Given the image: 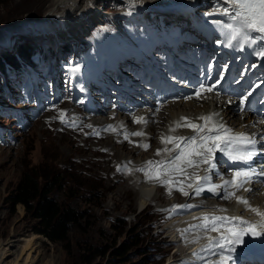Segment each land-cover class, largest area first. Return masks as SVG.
I'll use <instances>...</instances> for the list:
<instances>
[{
	"label": "rangeland",
	"instance_id": "obj_1",
	"mask_svg": "<svg viewBox=\"0 0 264 264\" xmlns=\"http://www.w3.org/2000/svg\"><path fill=\"white\" fill-rule=\"evenodd\" d=\"M51 1L6 0L0 5V43L8 39L12 43L15 41L17 44H20L24 38L29 37L28 33L33 28L22 27L20 25H25V21L26 23L29 21L33 22L32 20L35 21L40 17L48 16L51 13L48 9L51 7ZM124 2L126 4V1ZM136 3L140 5L144 4V1H131V7L137 9ZM125 4L117 0H111L110 2L108 0L98 1V3L93 4L94 6L92 5L96 10L95 13L81 17L80 21H82V24L73 26L77 38L73 39L69 34L68 36L65 35L67 36L66 38L68 40L73 39L78 43L80 37L89 36L91 32L95 35L97 32H101L105 35L109 44L111 38L114 36L108 35L109 31L106 27L102 26L105 22L116 30H118L115 27H118V18L129 22L139 20L150 23L148 18L141 17L135 11L131 12L126 9ZM208 7H211V3ZM211 11H214V9ZM132 13H135L137 17L130 15ZM152 17H154V14L149 19H152ZM176 22L161 20L162 26L160 28L163 29L165 34L170 33L173 35L175 34L173 25ZM71 23L72 25L74 24L73 22ZM180 24H186V22L179 20L178 26L180 28L177 27V29H180L179 33L182 30ZM12 25L14 26L6 29ZM192 25L187 24V27L192 28ZM61 28H65V26L61 25ZM11 29L13 31L9 33L8 31ZM47 36L49 35L47 34ZM154 37L162 40L161 35H157L153 27L141 24L134 36V41L143 45L146 44L145 40L149 42ZM41 39H43L42 43L44 45L52 46L54 50H57L62 40H65L60 38L61 41L58 40L60 42L57 44V40L53 43L49 42V40L46 42L45 36L38 40L41 41ZM31 43H35L34 40ZM3 48L4 46L0 47V50ZM46 51L48 53L51 52V50L48 51L47 49ZM129 52L140 55L136 44L130 42ZM75 57H83V59H74ZM112 57L106 59L102 69L104 73V68L113 70L111 68ZM65 58L66 56L63 57L62 61H65ZM95 60L96 58L92 54V51H87L85 55L78 52L71 60L64 62L58 71L54 70L51 64L46 63L39 68L38 79L32 77L35 69L32 71L28 69L27 72L22 71L20 78H17L15 75V81L12 84H9L8 77H3L5 76V62L4 66L0 67V246H9L8 250L13 251L17 247H28L33 242H36L42 249V255L34 251L31 256L36 259L41 258L38 264H197L195 257L192 255L193 252L190 253L189 251L192 246H185L183 245L184 239L181 241L179 239L175 240L172 236V231H174L175 227H178L179 223L181 224L179 226L185 225L186 221H183L185 217L180 216L186 215L190 210L180 213L169 210L176 203H178L176 205H200V201L192 198L185 203L182 200H177L175 193L171 195L166 194V198L168 200L170 198L172 202V205L167 206L166 201L160 199L163 191H160L161 195L154 196L158 192L157 188L161 186L160 184L153 183L155 190L152 192L150 198L146 199V203L141 205L138 195L134 192L124 194V188L128 186V183L124 182V178L121 176L127 177L132 172V169L130 170V167H128L129 164L141 162L142 156L134 155L131 158V154H128L127 157L126 154L124 156V152L121 151V153L119 150L118 153L120 152L121 157L128 158V162L121 163L122 165H127V170L125 169L126 172L117 171V166L121 164L118 161L113 164L110 162L108 166L112 172H110V177H108L106 172L100 169V164L96 162L99 159L98 154H91L88 151L74 152L69 141L83 144L84 140L82 138H79V142L78 138L50 128L51 126L47 125L49 117L51 118L52 115L53 123L56 125L69 129L72 127L81 128L83 127V119L80 118L81 120H79L75 117V114L81 112V116L84 118L101 119L103 124L105 120L118 119L124 122L126 126L132 127L129 133L138 132L139 127L131 125L129 120L123 119L120 115L115 116L113 112L97 116H86L84 107H82L84 112L78 107L80 99L76 97L74 86H77L80 82L77 81L76 75L71 71V68L74 65L83 67V64H85L89 68V73L95 74L96 68L93 63ZM113 71L123 77L121 72L115 69ZM57 74H59V81L55 83L54 80ZM106 75L107 81H111L109 74ZM70 79L71 85L69 84ZM5 93L9 97L4 96ZM40 100L44 101V105H40ZM59 100L62 101V104L50 109ZM68 105L72 109L67 108L64 111ZM201 107L192 108V110L187 109L183 112L176 109L173 111H177L179 114H187L186 117L195 121L199 115L207 113L204 110L208 106ZM52 111L54 112L51 113ZM62 112L66 114L64 119L66 121L75 120L76 126L62 123L60 119ZM50 113L51 115H48ZM166 115L169 116V110L166 112ZM218 119L223 120V118ZM163 120V122L159 121L153 124L163 126L165 119ZM171 120L168 121L170 122ZM168 121L166 124H168ZM149 125H140L144 128L139 131L145 132L147 136L150 135L151 130ZM89 126L91 125L88 124L86 126V132H91L92 134L99 132L95 128L92 129V126ZM104 127L105 129L108 128V126L103 125L101 127L103 131ZM176 131V136L185 133L182 129L181 131ZM186 132L189 131L186 130ZM118 136L122 140L128 141L124 139V135L119 134ZM130 138L134 139L133 145L137 147L136 145L139 143L136 139H139V136H130ZM146 143L150 145L147 150L148 155L145 156L148 157L155 150H151L152 145L150 141ZM94 146L92 147L94 148ZM70 153H73V156L69 155ZM31 169L47 174L50 177L49 182L52 181L53 183L58 181V174L62 176V182L60 184L59 182L57 183L51 197L66 207L76 209L79 212V216H81L80 222L72 225L69 239L66 242H52L44 235L37 233L35 229L38 221L27 212L23 204H16L14 202L15 189L23 173ZM203 172L201 170L200 175ZM137 175L138 178H136L137 176L135 177V188L132 187L139 190L142 189V186H147L148 181H146L141 171ZM164 191L167 192L165 189ZM203 198L205 200L211 199L210 201L214 202L213 207H204V209H208L210 212H213V209L217 208V206L222 208L227 205V203L224 205V202H221L220 199L212 194L206 195ZM235 205L236 202H233L226 209L234 208ZM176 214L178 216H174ZM180 220L182 221L180 222ZM190 245L192 244L190 243ZM120 249L123 252L125 251L123 255L118 254V250ZM15 257L16 254L9 251L5 257V263L11 264ZM90 259H92L91 262H89ZM185 259L188 260L186 261Z\"/></svg>",
	"mask_w": 264,
	"mask_h": 264
},
{
	"label": "snow or ice",
	"instance_id": "obj_2",
	"mask_svg": "<svg viewBox=\"0 0 264 264\" xmlns=\"http://www.w3.org/2000/svg\"><path fill=\"white\" fill-rule=\"evenodd\" d=\"M207 15L222 17L208 21L219 32V38L215 41L218 45L227 48L239 47L243 50L245 46L254 42L264 43V0H217L215 12ZM252 33H256L259 40ZM254 55L264 59V48L254 50ZM71 71L78 73L80 67L74 65ZM259 86L256 84L241 96L237 105L241 111L245 110V103ZM215 87L216 84L206 86L201 83L194 89L192 96L184 99H206V94L213 93ZM65 115L63 112L60 114L61 122L76 126L75 120L66 121ZM217 117L219 113L200 115L195 121L189 117H181L175 127L169 128V132H175L177 128H188L194 134L191 136L161 134L160 143L163 147L156 150V156L162 158L146 161L144 166L138 169L147 181L164 186L169 195L173 191H178L185 197H200L208 192L222 200L234 198L237 204L244 205L246 211L259 218L257 222H251L242 216L217 215L216 212L228 211L219 207L214 208L212 213L193 217V220L199 222L188 224L181 230V235L186 243H197L201 239L207 241L198 252L192 253L197 264H235L233 254L237 252L238 246L248 243L245 240L246 236L251 239L261 238L264 242V211L251 206L248 199L237 195L241 190L251 193L252 188L248 185L253 183V177L264 175V172L257 173L248 163L258 154L264 153V148L257 150L258 141L254 135L234 132ZM134 122L145 125L148 123L143 117L134 118ZM104 131L117 130L109 125ZM95 134L100 135L99 132ZM123 135L124 139L128 140L130 136H145L146 133L125 131ZM260 139L264 140V136ZM136 146L145 151L150 147L147 143ZM218 154L226 157L227 171L231 173V179H223L218 171ZM126 168V164L118 165L117 171H125ZM201 170L204 171V175H200ZM212 174L221 178L222 183H214ZM196 207L200 206L173 205L169 211L180 213ZM189 236L193 239H189Z\"/></svg>",
	"mask_w": 264,
	"mask_h": 264
},
{
	"label": "bare ground",
	"instance_id": "obj_3",
	"mask_svg": "<svg viewBox=\"0 0 264 264\" xmlns=\"http://www.w3.org/2000/svg\"><path fill=\"white\" fill-rule=\"evenodd\" d=\"M98 1H101V0H84V1H82V0H52L51 3H50L51 7L48 8L49 12H51V13L48 16H45V14H44L45 17H40L38 20H35V21L32 20L33 22L29 21L28 23H26V21H25L24 22L25 25H20L22 27H32L33 28L28 33L29 37L24 38L21 41L20 44H17L15 41H13V43H12L8 39H5V41L0 43V47L4 46V48L2 49V50H4L2 55L10 54L12 56H19L20 52H21L20 46L22 44L24 45L25 43H27V44L30 45L32 39H36V38L40 39L43 36L46 37V39H47L46 42H48V40H49V42H51V43H53L55 40H57V41L60 40V38L66 40V37L68 36V34L70 36L73 35V36L76 37L77 34L74 33L73 26L76 25V24H79V25L82 24V21H80L81 17H85V16H88V14L92 15L93 13H95L96 10H95L94 7H92V5L95 4V3H98ZM108 1L110 2L111 0H108ZM117 1H120L123 4H125L124 1H126L125 6H130L131 7L130 2L131 1H135V0H117ZM139 1H144V4H140L139 5L138 3H136L138 8L137 7H136L137 9L133 8V10H131V12L135 11V12H137L139 14H146V12L144 10H150V9L160 10L162 8H165L169 12H172V13L182 12L184 14V12H185L186 15L188 17H190L189 18L190 19V21H189L190 24H196L199 21V19L201 18L200 15H196V14H194L193 17L191 16V11L194 9V7H197L198 5H202V4H206V3H208L209 5L211 3V7H206V8H203L201 10L209 9V8H213V7L217 6V0H209V1H207V0H156V1L149 0V2H147L148 0H139ZM116 7H118V6H116ZM81 15H83V16H81ZM141 17H143V16H141ZM191 17H192V19H191ZM208 18H211V16L208 15ZM83 21H85V20H83ZM71 22H73L74 24L72 25ZM69 24H71V25H69ZM61 25L65 26V28H61ZM13 26L14 25L9 26L6 29H9V28H11ZM12 31H13V29H11L8 32L10 33ZM32 33H33V35H32ZM47 34L49 36H47ZM65 35H67V36H65ZM79 35L82 36L81 34H79ZM43 39H41V41H43ZM60 41H58L57 44H59ZM16 44H17V46H15ZM4 62H5V76H3V77L5 78L7 73H8V71H9L10 64L7 61V59H5ZM227 84H229V83L225 82L223 84V86H225ZM169 86L177 94L181 93V88H173L170 83H169ZM227 93L226 92H222L220 94V91H218L217 93H214L213 94V99L215 101V104L206 103L207 102V98L210 97L209 95H206L207 96L206 99H196L195 98V101H192V102H186L185 100H180V101H176V102L172 103L171 107L168 109L169 110V116L166 115V112L164 111V112H161L158 115V117H157L158 121H161V122H163L164 121L163 119H165V124L163 126H161V125H158V124L150 123V125H149V128L151 130L150 135H148V136L147 135L139 136V139H136L139 144H144L147 141L151 142V145H152L151 150H155V152L152 155L148 156V157H145V156L148 155L147 151H144V149L141 148V147H135L133 145V140L134 139L130 138V139H128V141H124L118 136L119 134L123 135L125 131L129 133V130L132 129V127L126 126L124 124V122H121L118 119H113V120L111 119V121L105 120L104 124H103L101 122V119L86 118V117L84 118L83 116H81V112L79 114H75L74 113L75 117L77 119H79V120H81L80 118L83 119L82 120L83 121V127H81V128L72 127L71 129H69V128H66L64 126H59V125H56L55 123H53V119H52L51 113H53L54 111H52L50 114H48V115H51V118L49 117V121H48L47 125L51 126L50 128L58 130V131H60L62 133H66L67 135H71L74 138H78V141H79V138H82L84 140L83 144L78 143V142H74V141H69L70 145L74 149V152H79V151H85L86 152V151H88L91 154H98L99 155V159L96 162L98 164H100V169L105 171L108 177H110V172H112L110 167L108 166V164L110 162H111V164H113L114 162H117V161L119 162V164L124 163V162H128V158H127L128 154H131V158L134 157V155L135 156L136 155L137 156H139V155L142 156V161L141 162H135V163L129 164L128 167H130L129 168L130 170L132 169V172L130 174H128L127 177L126 176H121V177L124 178V182L128 183V186L126 185L127 187L124 188V194L125 193L134 192L135 194L138 195V198L140 200L141 205H143L144 203H146V199L150 198V196L152 195V192L155 190V187H154L155 185H153L154 182H149L148 181V184H146L147 186H142V189L136 190V189H134L135 188V183H136L135 182V177L137 176L136 178H138V175H137L138 172H139L138 169L143 167L146 161L159 160V159L162 158V157H157L156 156V150L158 148H162L163 147V145L160 143L161 134L176 136L177 131L170 133L169 132V128L170 127H175L176 122L180 121L181 117H186L187 114H182V113L179 114L177 111L174 112L173 111L174 109L180 110L181 112H183V111H185L187 109L188 110H192V108H200V106H202L201 108H204V107L208 106V108L206 110H204V112H207V113L203 114V115H207V114H210L209 113L210 110H211V113H219V110L222 108V107H219V105L227 104L228 105L227 108L224 109L222 114L219 113V117H217V118H223V120H222L223 123H231L235 127L237 126L239 128H242L243 125L240 122L243 121V119L252 120L253 116H255L254 113H252L247 108H245L244 111H241L238 108V106H237L239 104V100H236V98H234L231 101H229L230 97L227 95ZM229 93H231V92H229ZM4 96L9 97V95L7 93H5ZM229 102H230V104H229ZM61 104H62V101L59 100L55 105H52L50 109L55 108V107H57V106H59ZM40 105L41 106L44 105V101L43 100H40ZM84 105H85L86 108L90 107L89 105H86V104H84ZM106 106H109V104L106 103ZM78 107L80 109H82L83 106L78 105ZM67 108L68 109H72L71 106L68 105L64 109V111H66ZM50 109H48V110H50ZM214 109H216V110L214 111ZM263 109H264V103L262 104L261 110H263ZM96 110L97 111H104V107L101 106V105H97ZM192 113H194V112H192ZM89 114H96V113L90 112ZM114 114H115V112H114ZM48 115H46V116H48ZM170 119H172V120L169 122L168 120H170ZM149 121H150V117H149ZM167 121H168V124H166ZM129 123L131 125H134L131 122H129ZM88 124L92 126V129L93 128L97 129V131L100 132V135L97 136L96 134H92L91 132H86V130H87L86 126ZM103 125L104 126L112 125V126L115 127V129L117 131L116 132L115 131L114 132L113 131H103L101 129V127H103ZM135 127H139L138 131L142 130L144 128V127L142 128V126H140V125L139 126L136 125ZM104 129H105V127H104ZM176 130L181 131V128H177ZM184 130L185 131L188 130L189 132H187V133L189 135H193L194 134L192 132V130H190L188 128H183V131ZM134 132H136V131H134ZM62 133H61V136H62ZM182 134H184V133H182ZM182 134H179L177 136H182ZM134 137H136V136H134ZM93 145H95L94 148L92 147ZM169 147H171V146H169ZM119 150H120V152L121 151L124 152L123 153L124 156L126 154L127 157H124V158H123V156L121 157L120 156V152L118 153ZM61 153H63V152H61ZM69 155L73 156V153H70ZM133 161H135V160L133 159ZM126 170H127V168H126ZM127 173H129V172H127ZM127 173H125V174H127ZM113 177H114V175H113ZM124 187H125V185H124ZM164 189L166 190V188L164 186H161V187L157 188L158 192L154 196L157 197V196L161 195L162 193L160 194V191H163L162 197L160 199L163 200V201L165 200L166 201V205L170 206V205H172L171 199L169 198V200H168L166 198V194H168V193L165 192ZM174 193L176 195L177 200H182L185 203L188 202L192 198L201 202V204L198 205L200 207L192 208L191 209L192 211L186 213V215L180 216V217H185V219L183 220V221H186L184 223L185 225L179 226L180 223L179 224L177 223L178 227H175L174 231H172L173 238L175 240L179 239L181 241V240L184 239L182 237V235H181V230L186 228L188 226V224H190L192 222H194V223H198L199 222V221L193 220V217L201 216L204 213H212L208 209H204V207H209V206L213 207V203L214 202H211L210 201L211 199L210 200H205L203 198L206 195H211V193H208V192L203 193L200 197H185L178 191H175L172 194H174ZM255 198H256V196H251V199H255ZM214 200H215V198H214ZM192 202H193V200H192ZM221 202H223V201H221ZM233 202L234 201H227V205L225 207H222V208L226 209V207L228 205L232 204ZM197 203H199V202H197ZM176 204H178V203H176ZM224 205H225V203H224ZM235 206L244 208V205H242V204H237L236 203ZM217 207H219V206H217ZM231 209H234V208H231ZM161 210H162V208H161ZM228 210H230V209H228ZM236 211L238 212V210H236ZM218 213H225V212H216L215 214L219 215ZM228 216H233V215H228ZM191 218H192L193 221L191 220ZM181 221L182 220H180V222ZM213 235H215V234L213 233ZM189 239H193V237L189 236ZM206 243H207L206 240L201 239L197 243H191L192 245H190V243H186V242H184L183 245H185V246L188 245L189 247L192 246L191 250H189L190 248L188 249L190 251V253H191V252H198L201 249V247L203 245H205ZM241 246L243 247L244 245H241ZM248 248H251L252 251L248 252L246 254V256L249 255V254H254L255 255L257 252L261 251L264 247L262 246V244H257V243H253L252 242V243H250ZM8 249H9V246H5V245H1L0 246V264H6L5 263V257L9 253V251L10 252H14L16 254V257L11 262V264H35V263L38 264L41 261L40 257H39V259H36V258L31 256L32 252H34V251L38 252L39 255H42V249L36 242H33L28 247L27 246H25V247H17L16 250H13V251L12 250H8ZM188 254H189V252H188ZM239 258L241 259L240 255H236L235 256V259H239ZM182 260H184V259H182ZM185 260L187 261L188 259H185Z\"/></svg>",
	"mask_w": 264,
	"mask_h": 264
},
{
	"label": "trees",
	"instance_id": "obj_4",
	"mask_svg": "<svg viewBox=\"0 0 264 264\" xmlns=\"http://www.w3.org/2000/svg\"><path fill=\"white\" fill-rule=\"evenodd\" d=\"M5 1L0 0V5ZM32 47V45L27 43L22 44L19 56L2 55L3 52L0 53V67L4 66V60L7 59L9 64L16 69L23 68L25 64L36 68L38 63L33 60L35 50ZM38 50L40 51L41 59L45 58V53L42 49ZM58 175V181L53 183L52 181L49 182L50 177L45 173H39L35 169L25 171L15 189L13 199L16 204H23L27 212L38 221L35 229L37 233L44 235L52 242H66L69 239L72 225L80 222L81 216H79V212L76 209L66 207L51 197L57 183L59 182L60 184L62 182V176ZM124 253L125 251L118 250L119 255ZM91 261L92 259L89 260V262Z\"/></svg>",
	"mask_w": 264,
	"mask_h": 264
}]
</instances>
